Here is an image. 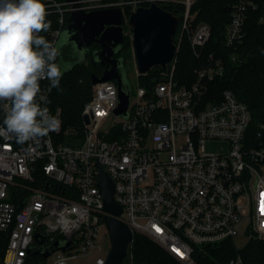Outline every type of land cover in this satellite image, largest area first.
Listing matches in <instances>:
<instances>
[{
	"label": "built area",
	"instance_id": "obj_1",
	"mask_svg": "<svg viewBox=\"0 0 264 264\" xmlns=\"http://www.w3.org/2000/svg\"><path fill=\"white\" fill-rule=\"evenodd\" d=\"M197 1H83L81 10L86 12L123 10L124 37L130 38L134 59L131 14L142 5L165 10L183 6L175 56L167 70L161 68L160 81L138 89L128 118L116 116L118 82L108 81L92 84L81 129L65 128L63 109L51 110L48 103L42 106L60 120L58 131L24 145L0 137V264H27L42 229L47 233L45 246L71 242L69 250L52 254V264H105L111 241L107 228L103 231L107 213L98 187V161L115 184L114 197L123 210L118 219L134 236L154 240L182 264H197V250L226 240L264 243V141L251 132L247 105L231 90L220 99L211 95L210 84L224 72L222 60L213 54L195 71L193 83L175 80L183 41L187 39L193 55L201 59L211 38L208 24L192 26L191 9ZM43 2L48 16L58 15L55 29L45 37L57 46L75 8L64 0ZM250 8L255 9L250 0L232 7L228 48L243 42ZM40 86L49 101L55 87L46 79ZM4 103L0 101V126ZM207 141L228 144V150L209 153ZM66 189L73 198L65 195ZM95 253V261L87 262ZM244 261L237 255L228 264Z\"/></svg>",
	"mask_w": 264,
	"mask_h": 264
},
{
	"label": "trees",
	"instance_id": "obj_2",
	"mask_svg": "<svg viewBox=\"0 0 264 264\" xmlns=\"http://www.w3.org/2000/svg\"><path fill=\"white\" fill-rule=\"evenodd\" d=\"M238 1L240 0H198L193 5L191 9L194 16L192 26L196 28L198 24H208L211 28V38L201 59H197L193 55L188 40L183 41L177 71H175V80L180 85L191 84L196 80L195 71L206 65L209 55L213 54L215 58L221 59L224 72L210 84L211 95L220 99L225 90H231L237 100L246 104L250 111L252 134L255 137L261 134V139L264 141V0H250L255 5V9L250 8L247 12L244 26L245 37L237 48L231 49L225 43L226 27L230 21V15H232V7ZM142 7L146 8L148 5H142ZM184 10L183 6H178L170 8L168 12L180 16ZM47 20L51 22V28L48 32H42L45 37L52 29H55L58 15H49ZM180 27L179 23L175 40L179 35ZM121 53H123L121 57L125 61L132 57L129 37L125 38L124 50ZM79 68H84L89 74L84 81L73 77V73ZM161 70V68L154 69L148 76H140L142 85L150 89L154 83L161 80ZM93 74L99 76L95 70L87 69L84 64L77 66L60 79L59 87H55L50 95L49 107L51 110L63 109L65 128L74 126L81 129L83 108L92 97L93 81H91V77ZM71 194V190L66 189L65 195L73 198ZM237 255H240L246 264H264V243L251 240L242 249H237L234 241L226 240L219 246L197 250L194 258L197 264H228ZM129 256L128 261L132 264L176 262L163 249L141 234L134 236L129 248ZM43 260L42 256L31 255L27 264H43Z\"/></svg>",
	"mask_w": 264,
	"mask_h": 264
},
{
	"label": "water",
	"instance_id": "obj_3",
	"mask_svg": "<svg viewBox=\"0 0 264 264\" xmlns=\"http://www.w3.org/2000/svg\"><path fill=\"white\" fill-rule=\"evenodd\" d=\"M72 3L73 10L68 17L67 26L64 28L58 42L60 52L65 47L71 48L76 60L63 61L71 65L64 71L70 73L75 67L83 65L91 51L93 44H99L101 50L93 53V58L86 65L104 67L101 76L93 74V85L116 81L118 82L119 105L116 116L129 117L131 102V87L123 78L125 59L117 57L124 50L123 10L120 8H108L86 12L82 9L85 0H64ZM180 16L168 12L157 4L150 7H140L131 14L128 29L133 34L132 44L135 52V60L139 76L149 73L151 70L168 69L176 52L175 35L178 30ZM99 169V191L104 200L106 228L109 233L110 250L105 264H125L129 257V248L134 240L131 227L118 218L122 215V207L114 197V183L103 171L102 165L97 162ZM47 233L42 229L36 235V245L29 250L32 256L49 258L57 250L67 251L71 242L58 240L54 244L45 246Z\"/></svg>",
	"mask_w": 264,
	"mask_h": 264
},
{
	"label": "clouds",
	"instance_id": "obj_4",
	"mask_svg": "<svg viewBox=\"0 0 264 264\" xmlns=\"http://www.w3.org/2000/svg\"><path fill=\"white\" fill-rule=\"evenodd\" d=\"M43 0H0V101H5L0 137L24 145L58 131L60 120L50 114L41 80L59 87L71 65L58 61L59 47L42 32L51 22Z\"/></svg>",
	"mask_w": 264,
	"mask_h": 264
},
{
	"label": "rangeland",
	"instance_id": "obj_5",
	"mask_svg": "<svg viewBox=\"0 0 264 264\" xmlns=\"http://www.w3.org/2000/svg\"><path fill=\"white\" fill-rule=\"evenodd\" d=\"M103 5L104 3H109L108 1H103L101 2ZM194 29V28H193ZM131 53H132V50H131ZM134 55V54H133ZM130 58V59H127L125 61V65H124V75H123V78L125 79V83L127 82L130 87H131V92H132V102L133 103H136L137 100H136V95H137V91L138 89L143 86L145 87L144 85H142V83L140 82V79L138 77V74H137V63H136V60L134 59V57ZM67 61V58H66V55L63 53H61V56L58 57V62L60 61ZM100 70V71H99ZM97 72V74H99V76L102 75L103 73V70L101 68L95 70ZM102 71V72H101ZM88 72L84 69V68H79L77 69L74 73H73V77L75 79H79L81 81H84V79H87L88 78ZM206 149L209 153H226L227 150H228V144H225V143H221V142H217V141H207L206 142ZM105 228V229H104ZM103 228V231L106 230V227ZM108 237V236H107ZM148 238V237H147ZM150 239V238H148ZM156 246L160 247L159 244L157 242H155L154 240L150 239ZM235 245H236V248L238 249H242L245 245H246V241L244 242V240H239V241H234ZM216 246H219V245H215V246H209V248H213V247H216ZM111 248V246H110ZM161 248V247H160ZM162 249V248H161ZM99 256L98 254H93V256H90L88 259H87V262L89 263H93L95 261V258ZM130 257V256H129ZM128 257V258H129ZM128 258L127 260L125 261V264H130L131 262L128 261ZM53 260H54V257L51 255L49 258L47 259H44L42 262H44L43 264H52L53 263ZM72 264H80L78 262H73ZM169 264H182L180 263L179 261L176 260V262H172V261H169Z\"/></svg>",
	"mask_w": 264,
	"mask_h": 264
},
{
	"label": "flooded vegetation",
	"instance_id": "obj_6",
	"mask_svg": "<svg viewBox=\"0 0 264 264\" xmlns=\"http://www.w3.org/2000/svg\"><path fill=\"white\" fill-rule=\"evenodd\" d=\"M98 50H101V46L99 45V44H93L92 46H91V51L88 53V55H87V59H86V61H85V63H84V66L87 68V69H89V70H97V69H99V68H101L103 71H104V67H101L100 65H96V66H87L86 64L87 63H90L91 62V59L94 57L93 56V53H95V51H98ZM63 51H64V54L66 55V58H67V60H76V58L75 57H73V54H72V50H71V48H68V47H65L64 49H63ZM123 53H121L119 56H115V58H117V57H121V55H122ZM100 71V70H99Z\"/></svg>",
	"mask_w": 264,
	"mask_h": 264
}]
</instances>
